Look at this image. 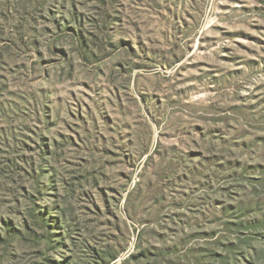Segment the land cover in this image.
<instances>
[{"label": "rangeland", "instance_id": "obj_1", "mask_svg": "<svg viewBox=\"0 0 264 264\" xmlns=\"http://www.w3.org/2000/svg\"><path fill=\"white\" fill-rule=\"evenodd\" d=\"M101 258L264 264V0H0V264Z\"/></svg>", "mask_w": 264, "mask_h": 264}, {"label": "trees", "instance_id": "obj_2", "mask_svg": "<svg viewBox=\"0 0 264 264\" xmlns=\"http://www.w3.org/2000/svg\"><path fill=\"white\" fill-rule=\"evenodd\" d=\"M135 258V257H133ZM116 257L113 258V260H115ZM95 264H109L108 262H106L103 258H101L100 262H96ZM123 264H127V263H123Z\"/></svg>", "mask_w": 264, "mask_h": 264}]
</instances>
